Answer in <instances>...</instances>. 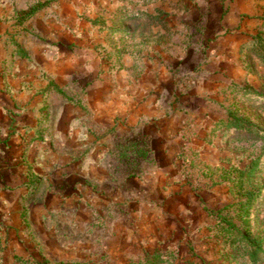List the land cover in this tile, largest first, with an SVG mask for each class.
<instances>
[{
  "label": "rangeland",
  "instance_id": "obj_1",
  "mask_svg": "<svg viewBox=\"0 0 264 264\" xmlns=\"http://www.w3.org/2000/svg\"><path fill=\"white\" fill-rule=\"evenodd\" d=\"M14 52L0 264H264V0H0L1 81Z\"/></svg>",
  "mask_w": 264,
  "mask_h": 264
},
{
  "label": "crops",
  "instance_id": "obj_2",
  "mask_svg": "<svg viewBox=\"0 0 264 264\" xmlns=\"http://www.w3.org/2000/svg\"><path fill=\"white\" fill-rule=\"evenodd\" d=\"M34 2L36 0H4L8 7L18 3L20 8L23 9L28 8ZM5 59H7V63H11L12 73L9 72L6 76L3 75L5 79L0 80V250L4 249L6 244L11 241V226L17 224V222L20 223L17 219V210L20 208L21 203L17 202V199L14 200V194H19L21 191L19 188L12 191V188H16L20 184L19 181H16V178H25V175H27L22 165H20L18 157L14 155L15 152L9 138L11 132L16 131L15 140L21 142V130L25 126V115L28 109H32L27 104L30 93L22 86L23 82L30 79V76L24 72L28 64L16 52ZM14 113L18 114V118L13 117ZM56 158L55 156V159L46 157L38 160L39 165L35 168L41 174V178L47 179L57 171ZM49 172H52V175ZM42 183L43 181L40 184V189L43 186Z\"/></svg>",
  "mask_w": 264,
  "mask_h": 264
},
{
  "label": "trees",
  "instance_id": "obj_3",
  "mask_svg": "<svg viewBox=\"0 0 264 264\" xmlns=\"http://www.w3.org/2000/svg\"><path fill=\"white\" fill-rule=\"evenodd\" d=\"M249 43H250V41L248 42V44H246L247 48H252L255 45H257L255 43H252V44H249ZM229 115H231V119L230 120H232V124L233 125L239 126V127L245 126V119H243L242 117L238 116L236 113H234L232 111H229Z\"/></svg>",
  "mask_w": 264,
  "mask_h": 264
}]
</instances>
